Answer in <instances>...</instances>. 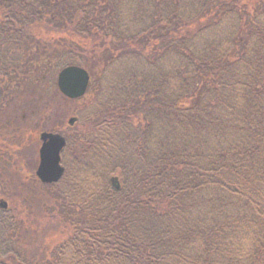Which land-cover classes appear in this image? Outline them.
<instances>
[{"label":"trees","instance_id":"trees-1","mask_svg":"<svg viewBox=\"0 0 264 264\" xmlns=\"http://www.w3.org/2000/svg\"><path fill=\"white\" fill-rule=\"evenodd\" d=\"M70 64L83 96L40 86ZM54 100L83 101L64 174L8 175L9 195ZM0 144V200L40 216L57 199L71 225L44 264H264V0H0ZM6 204L0 264H39Z\"/></svg>","mask_w":264,"mask_h":264},{"label":"rangeland","instance_id":"rangeland-1","mask_svg":"<svg viewBox=\"0 0 264 264\" xmlns=\"http://www.w3.org/2000/svg\"><path fill=\"white\" fill-rule=\"evenodd\" d=\"M77 40V39H76ZM45 41V40H44ZM78 42V40H77ZM89 44V43H88ZM87 44V45H88ZM85 68V67H84ZM59 72V70H57ZM88 71V70H87ZM46 75L45 77L42 78V83L40 86H47L49 84V80L51 79V77L53 78L57 76L58 72L55 71H51L49 72L48 69H45ZM57 79V77H56ZM91 80V77H90ZM90 85V81L88 86ZM44 101V100H43ZM42 101V102H43ZM41 102V104H42ZM80 103H83V101H79V102H68V101H58L56 102L55 100L51 103L50 106H52V108L49 107L48 112H45L43 114V120L38 122L37 120V137L34 133V136L31 137L30 139V145H35L36 149H35V156L34 154L32 156H30V158H32V160H35V165L34 167H29L28 165H25V160L23 159V157H27L24 155V151L26 150V148L28 147L26 144H28V141H25V144L22 145V148H24L25 150L23 151L21 149V152L23 153V155L19 158L16 159V157L12 156V159H10L9 163H8V172H6V178H7V186L9 187L7 189V194L9 195H13L15 193L14 189H11L10 186L12 184V182L9 181L8 175H11L13 177L18 176L19 173L25 174L27 172V170H31L33 171L32 175H34L36 167H37V163H38V149L40 147L41 141L39 138V134L42 131H48L45 128V124L47 125H51L53 124L52 121L56 120V119H60V123H62L59 127V129H57V131H53V132H58L60 134H62L65 138L66 136H70L71 132H68L67 130V126L68 125H72L69 124L68 120L71 117H74V109H75V105H79ZM75 119V117H74ZM75 121V120H74ZM39 131V132H38ZM1 145V144H0ZM3 147V146H2ZM11 148V147H10ZM15 148V147H12ZM11 152L14 153V149H11ZM12 155H16V154H12ZM8 159V158H7ZM6 163H2L0 164V168H3L4 165ZM27 166V167H26ZM0 173H4V171H0ZM8 173V174H7ZM111 177L113 179H117L116 174H112ZM38 179V178H37ZM118 182V179H117ZM88 183V182H87ZM15 185V184H12ZM86 184L83 188L85 190V188H87ZM35 191L32 192V195H35ZM47 197L49 200L52 197V192H45L44 194H42V196ZM38 197V196H37ZM15 198V197H14ZM13 197H11V199L7 200V198L5 199L8 202V206H11L14 213L17 214L18 217V223H20V227H21V232H26L27 235L24 236V234H22V238L23 239L21 242H19L21 248L20 251H22L25 255L26 258H28V263L30 261L31 258H34L35 261H38L39 264H44V262L49 261L51 259V249L57 245V243H59L60 241L64 240L71 232V225L68 224L66 221H64L60 216H59V211L57 210L58 207V200L54 199L51 202L54 203V205L52 206L50 203H48L49 205H47L44 209V211L42 212V214L40 216H37L34 212L33 207L31 208V210L33 209V211H29L26 207L25 204H23L21 201L15 200ZM28 206H30V202L28 200ZM28 213V214H27ZM30 214V215H29ZM18 231V230H17ZM20 234V233H18ZM20 234V235H21ZM16 237H14L15 239ZM50 257V258H49ZM43 261V263L39 262V260ZM32 264V262H31Z\"/></svg>","mask_w":264,"mask_h":264},{"label":"water","instance_id":"water-1","mask_svg":"<svg viewBox=\"0 0 264 264\" xmlns=\"http://www.w3.org/2000/svg\"><path fill=\"white\" fill-rule=\"evenodd\" d=\"M90 75L86 68L76 64H70L61 68L57 74L58 90L69 99L83 96L88 88ZM74 117L69 118V124L74 122ZM41 141L38 150V164L35 175L43 183L57 182L64 174V166L61 164V151L65 145V137L53 131H42L39 134ZM115 186L117 179H112ZM0 206L5 208L6 202L0 200Z\"/></svg>","mask_w":264,"mask_h":264},{"label":"bare ground","instance_id":"bare-ground-1","mask_svg":"<svg viewBox=\"0 0 264 264\" xmlns=\"http://www.w3.org/2000/svg\"><path fill=\"white\" fill-rule=\"evenodd\" d=\"M65 141H66V138H65Z\"/></svg>","mask_w":264,"mask_h":264}]
</instances>
